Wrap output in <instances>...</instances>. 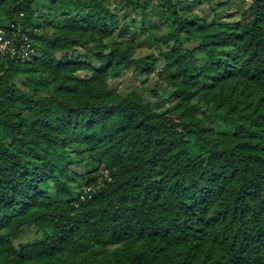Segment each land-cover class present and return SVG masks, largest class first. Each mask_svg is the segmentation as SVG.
Instances as JSON below:
<instances>
[{
  "label": "trees",
  "instance_id": "16d2710c",
  "mask_svg": "<svg viewBox=\"0 0 264 264\" xmlns=\"http://www.w3.org/2000/svg\"><path fill=\"white\" fill-rule=\"evenodd\" d=\"M36 1L0 0V27H22L35 48L25 61L0 56V264H264V0L237 22L172 0L155 9L175 26L165 59L187 120L106 90L125 70L151 72L152 56L135 58L123 42L109 53L99 43L97 65L67 54L112 35L107 0H51L63 24L50 35ZM122 1L142 15L149 4ZM182 36L199 43L203 64ZM20 68L35 89L16 84ZM196 98L215 113L197 117ZM86 160L103 168L76 193L72 165ZM102 170L112 181L81 200ZM29 229L42 238L18 246Z\"/></svg>",
  "mask_w": 264,
  "mask_h": 264
},
{
  "label": "rangeland",
  "instance_id": "374dc122",
  "mask_svg": "<svg viewBox=\"0 0 264 264\" xmlns=\"http://www.w3.org/2000/svg\"><path fill=\"white\" fill-rule=\"evenodd\" d=\"M133 1L142 2V4L149 3L146 5L143 15L140 11H135L131 6H127L122 0H107L106 5L115 13L116 19L112 35L74 46L67 54L71 59L78 62H90V64L97 65L93 54L98 50L100 51L99 43L104 47L108 46L105 48V53L111 52L114 46L120 44V42L132 45L135 58L152 56V61H155L154 69L151 72L137 74L131 70H125L119 77L109 78L106 90L114 91L120 95H126L129 92L138 93L151 103L154 110L159 112L169 111L179 119L187 120L188 110L180 100L173 96L176 90L175 83L171 80L173 77L172 70L167 67L168 62L165 59V57H171L172 49L178 46L174 38L175 26L172 23V18L170 15L158 14L155 11L160 6L161 0ZM51 2V0H37L35 6V16L51 24L47 28V34L49 35L54 32L55 27L63 24L61 12L53 8ZM172 2L185 7L192 14L199 15L209 22H237L240 18L239 13L252 4V0H172ZM124 30H126V33H124ZM154 36H156V40ZM181 40L186 48L196 50V59L199 64H203V57L198 50L199 43L188 39L186 36H182ZM63 55L64 53H60L58 57L62 58ZM78 75L87 77L91 76L92 73L82 70ZM14 80L21 89L26 91L37 87L36 82L26 74L24 68H20L15 73ZM191 105L201 107L200 112L197 114L199 118H202L205 113H215L213 105L206 104L198 98L192 100ZM14 113H20L27 124H31L35 117L34 113L25 111L22 104L15 107ZM209 126L217 131L225 130V126L217 119H212ZM102 168L100 167L99 170ZM72 169L71 178L74 180L72 183L76 193L80 191L87 179L93 178L99 172L97 165L90 160L76 162L72 165ZM49 191L53 193L51 188ZM41 238L42 234L40 232L29 229L27 234L17 239L16 244L18 246L26 245Z\"/></svg>",
  "mask_w": 264,
  "mask_h": 264
},
{
  "label": "built area",
  "instance_id": "2783aa9c",
  "mask_svg": "<svg viewBox=\"0 0 264 264\" xmlns=\"http://www.w3.org/2000/svg\"><path fill=\"white\" fill-rule=\"evenodd\" d=\"M37 32L39 30H36ZM35 54L34 42L24 29L20 26L12 24L7 27H0V56L11 60L25 61ZM112 181L109 170H102L100 176L94 184L86 185L83 188V194L80 199L97 190L103 188L106 183Z\"/></svg>",
  "mask_w": 264,
  "mask_h": 264
}]
</instances>
